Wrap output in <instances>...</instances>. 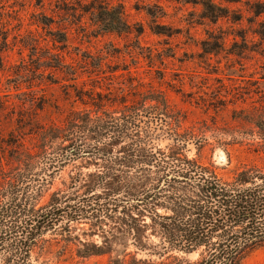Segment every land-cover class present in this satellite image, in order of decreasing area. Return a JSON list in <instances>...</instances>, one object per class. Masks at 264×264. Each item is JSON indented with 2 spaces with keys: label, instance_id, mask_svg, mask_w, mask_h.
Returning <instances> with one entry per match:
<instances>
[{
  "label": "rangeland",
  "instance_id": "374dc122",
  "mask_svg": "<svg viewBox=\"0 0 264 264\" xmlns=\"http://www.w3.org/2000/svg\"><path fill=\"white\" fill-rule=\"evenodd\" d=\"M109 1L122 4L128 22L143 25L144 32L94 36L89 14L78 23L79 11L76 18H67L59 9L74 8V2L0 0V38L7 35L9 42L0 53V207L16 179L26 184L38 180L33 182L40 186L38 208L47 205L54 192H73L78 178L99 169L93 159L80 157L46 171L42 153L35 164L28 163L26 154L50 143L41 137L45 130L56 132L67 124L72 110L88 109L76 100L73 87L64 85L61 72H36L38 54L47 48L54 51L50 29L68 32L66 60L77 61L79 70H86L81 71L84 84L79 87L122 100L119 106L129 127L124 145L149 136L151 146L168 151L186 140L185 153L213 162L226 180L242 169L264 170V37L255 33L264 31V0H212L229 14L217 23L202 16L199 0ZM155 1L166 13L156 21L144 8ZM259 6L263 12L256 16ZM46 17H54V23H43ZM155 24L166 25L173 35L155 33L151 29ZM211 30L223 33L226 42L217 52L204 54L202 40ZM98 62L100 69L93 66ZM115 107L117 103L109 108ZM119 149L120 145L114 147ZM91 226L73 223L70 237L57 228L47 231L32 250V263L149 264L164 258L156 253L159 247H151L160 241L151 230L142 237L148 244L142 248L120 233L112 238ZM93 244L101 250L91 251ZM173 254L182 257V264H195L200 257L198 251ZM242 264H264V245L248 251Z\"/></svg>",
  "mask_w": 264,
  "mask_h": 264
},
{
  "label": "trees",
  "instance_id": "16d2710c",
  "mask_svg": "<svg viewBox=\"0 0 264 264\" xmlns=\"http://www.w3.org/2000/svg\"><path fill=\"white\" fill-rule=\"evenodd\" d=\"M64 2L76 3L74 8H59L67 18H76L80 12L76 20L81 23L84 15H90L94 36L106 33L140 36L144 32L143 25L128 22L122 4L114 5L109 0ZM196 3L203 7L202 16L213 23L229 16L227 9L212 0ZM260 7L254 12L256 16L263 12ZM144 8L154 21L166 14L157 1L145 4ZM44 19L46 25L54 23V17ZM79 27L86 29L83 24ZM151 29L157 34L173 35L166 25L155 24ZM255 33L264 37V31ZM49 34L54 51L47 48V52L38 54L37 61L41 63L35 67L36 72L40 75L47 69H52L53 74L61 72L64 85L73 87L76 100L88 109L72 110L67 124L56 132L54 128L45 130L41 137L50 143L26 154L28 163L35 164L37 155L42 153V167L46 171L59 169L80 157L93 159L99 169L78 178L73 192H54L47 205L38 208L40 186L33 185L38 180L26 184L16 179L11 191L2 196L7 200L0 207V264H33L32 250L47 231L57 228L70 237L71 225L78 222H90L91 229L107 232L112 238L120 233L142 248L148 247L142 237L151 230L160 239L151 247H159L156 253L165 259L149 264H182V257L173 252L197 251L200 257L195 264H242L248 251L264 245V170L242 169L233 180H226L213 162L189 157L185 153L186 140H179L168 151L151 146L149 136L124 145L129 127L124 108L119 106L122 100L107 98L109 92L79 87L84 84L80 82L81 71L86 70H79V62L66 60L68 32L58 28L50 29ZM240 36L246 40L244 34ZM224 42L223 33L208 31V37L202 40L203 53L217 52ZM8 44V36L2 35L0 53ZM37 47L46 49L40 44ZM93 66L100 69L101 64ZM114 103L118 107L110 110ZM128 124H133V119ZM64 142L67 144L62 145ZM116 145H120L119 150H114ZM20 184H26L24 193ZM92 247L93 252L101 250L95 244ZM166 254L169 255L165 257Z\"/></svg>",
  "mask_w": 264,
  "mask_h": 264
},
{
  "label": "water",
  "instance_id": "95a60500",
  "mask_svg": "<svg viewBox=\"0 0 264 264\" xmlns=\"http://www.w3.org/2000/svg\"><path fill=\"white\" fill-rule=\"evenodd\" d=\"M215 162V161H214ZM216 163V162H215Z\"/></svg>",
  "mask_w": 264,
  "mask_h": 264
}]
</instances>
